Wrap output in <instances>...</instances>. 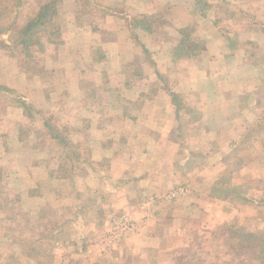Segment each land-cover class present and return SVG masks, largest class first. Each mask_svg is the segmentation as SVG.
<instances>
[{
	"label": "rangeland",
	"instance_id": "rangeland-1",
	"mask_svg": "<svg viewBox=\"0 0 264 264\" xmlns=\"http://www.w3.org/2000/svg\"><path fill=\"white\" fill-rule=\"evenodd\" d=\"M192 5L204 18L180 31L177 53L197 56L225 40L211 53H237L240 63H206L192 76L205 79L193 83L198 90L161 81L162 93L140 91L144 59L75 74L58 67L48 49L62 43L52 33L60 18L19 44L24 6L16 23L0 4V32L17 24L8 40L18 43L6 51L34 80L30 106L0 86V125L17 126L0 133V264H264L260 244L242 238L264 237V0ZM143 21L130 25L146 29ZM215 70L225 78L214 86ZM213 149L219 155L210 158ZM42 160L44 170L32 171Z\"/></svg>",
	"mask_w": 264,
	"mask_h": 264
},
{
	"label": "crops",
	"instance_id": "crops-1",
	"mask_svg": "<svg viewBox=\"0 0 264 264\" xmlns=\"http://www.w3.org/2000/svg\"><path fill=\"white\" fill-rule=\"evenodd\" d=\"M193 1L194 0H0V4L9 3L10 17H12L16 23L23 18L21 17V10L24 6V10L26 11V15L24 16L25 25L21 26L19 31V44L23 42L24 38L27 39L28 37L26 36L25 30L28 28L29 32V30H32L30 27L32 23L34 22L37 24V18L40 15L42 7L50 6L51 4L54 5V7H51V9H48V12H46L47 16L45 22L52 20L51 23L54 27L56 20L59 18L61 20L60 28L57 27L53 29L52 33L57 37L55 31L59 30L61 38L59 39V37H57V40L62 41V43L59 46L58 44H52L48 49V53L52 58L51 60L56 62L58 67L74 68L73 74H75L77 68L79 71V68L88 67H128L134 59H144L145 63L140 62L137 65L144 67V75L148 74L149 79L146 77L140 81L139 89L141 92H150L151 90L149 89L153 91V89L156 88L159 89V92H162L164 89L161 85L164 81H169L170 84L179 81L183 86L182 92H187V89L191 91L197 89L193 84L194 82L205 80L202 77L192 78L194 74L196 76V73L200 72L198 70L207 71L206 69L202 70V65L208 63L215 67L218 63H221L222 66L235 63L234 67H236L238 63L235 61L237 60L240 63L241 60L240 56H237V53L233 52L225 57V60H223L224 55H221L222 52L220 54L211 53L217 49L222 50L225 47V40L217 41L211 48L206 46L205 51L197 56L187 57V55L177 53L182 44L179 37L180 31L191 28L194 25V19L200 17L201 14L197 13L198 16L194 15L192 10ZM27 10H30V12L27 13ZM19 17L21 18L19 19ZM200 18L204 17L201 16ZM162 19L166 20V22L163 23V21H159ZM134 20H144L143 22L146 24V29L139 28L136 24L131 26L130 24ZM153 21L156 22V25L153 24ZM157 24H160L164 30L157 27ZM15 26L6 28L0 32V86L7 87L11 92L20 93V98L30 106L34 104V100L28 95L32 94V92L28 91H32V86L34 84L33 77L24 73L17 62H15L6 51L9 49L8 47L13 45L12 43H18L14 42V40H8L10 33H14L13 29H15ZM29 27L31 29H29ZM32 31H30L29 34H31ZM218 31V29L215 30V33H217L215 35L221 36V34H218ZM162 33L164 36H162ZM206 58L209 59L208 62H206ZM222 72L223 70L209 72L212 74V79L209 80L207 78V80L215 86L219 82L224 81L225 76ZM110 73L113 75L115 72L111 71ZM78 74L77 77H79ZM163 75L169 78L163 80ZM159 76H161V78ZM232 81H234V78ZM78 84L80 85L79 81ZM199 95L200 94H195V98L202 104ZM223 95L226 94H210L209 97L213 98L214 96L213 99H218ZM231 97L235 100V98L239 96L238 94H233ZM198 109L204 111L203 107H199ZM163 110L164 108L156 107L152 110V113H162ZM165 111H169V109H165ZM220 111L221 108L218 107L216 111L212 110L205 112L207 117L201 119L200 126L208 120L209 116L210 118L217 116L215 114H218ZM11 113L16 114V111L11 112L10 110V113L8 112L7 115L9 116ZM44 113L45 111L43 109L41 114ZM176 123L178 122L176 121ZM168 125L171 124L168 123ZM7 126L8 128H4V123L0 125V133H2L3 136L8 135L10 130H15L17 127L13 123H11L10 126L7 124ZM126 127H128V122L126 123L125 129H127ZM87 128L90 129V126L87 125ZM233 129L234 132L237 130L236 128ZM127 132L129 135L133 134L131 130H127ZM232 135L235 136L236 134L232 133ZM2 137L0 138V143ZM78 139V145L80 146L92 145V138L89 139V145L82 142L81 138ZM99 153V149L93 150V159L95 161H99ZM175 153L176 152H174L171 157L175 158ZM207 153H209L208 157L210 158L219 155L216 149ZM46 165V162L42 160L40 164L34 163V166L30 168H32V171L33 169L44 170ZM14 174L16 178L19 177L18 172H14ZM24 177L27 181V185L31 183L29 186H26L27 193L30 197H34L35 195L32 188L34 175L28 170V172H25ZM56 207L58 211L63 209V205L60 203H57Z\"/></svg>",
	"mask_w": 264,
	"mask_h": 264
},
{
	"label": "trees",
	"instance_id": "trees-1",
	"mask_svg": "<svg viewBox=\"0 0 264 264\" xmlns=\"http://www.w3.org/2000/svg\"><path fill=\"white\" fill-rule=\"evenodd\" d=\"M51 7H54V5L51 4L50 6L48 5V6L42 7V9L40 11V15L37 18L38 19L37 24H35L33 22L32 25L30 26L32 28V30L35 28H43L52 22V20L45 22L46 16H47L46 12H48V9H51ZM38 24H40V25H38ZM41 26H43V27H41ZM30 27H29V29H31ZM32 30H29V32ZM25 32L27 34L26 36L30 35L28 32V28H27V30H25ZM55 33L57 34V37L61 38L59 30H56ZM173 97H174L173 98L174 102H177L178 95L174 94ZM242 238H245L246 240L251 241L254 245H256V246H254L255 248L257 247V244H260V247H259L260 248V254H264V237L262 235L248 232V233H245L244 235H242ZM242 248H243V246H242ZM262 259H264V256L262 257Z\"/></svg>",
	"mask_w": 264,
	"mask_h": 264
}]
</instances>
